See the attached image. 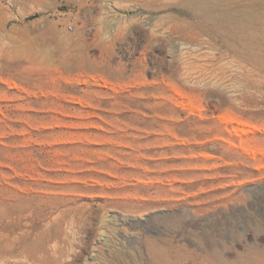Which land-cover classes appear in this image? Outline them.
Instances as JSON below:
<instances>
[{"label":"rangeland","instance_id":"obj_1","mask_svg":"<svg viewBox=\"0 0 264 264\" xmlns=\"http://www.w3.org/2000/svg\"><path fill=\"white\" fill-rule=\"evenodd\" d=\"M0 264H264V0H0Z\"/></svg>","mask_w":264,"mask_h":264},{"label":"built area","instance_id":"obj_2","mask_svg":"<svg viewBox=\"0 0 264 264\" xmlns=\"http://www.w3.org/2000/svg\"><path fill=\"white\" fill-rule=\"evenodd\" d=\"M69 30H71V27H69Z\"/></svg>","mask_w":264,"mask_h":264}]
</instances>
